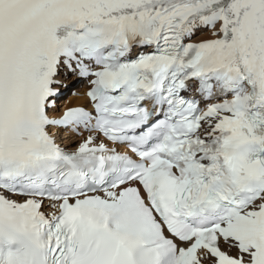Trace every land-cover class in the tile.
<instances>
[{
	"label": "snow or ice",
	"instance_id": "1",
	"mask_svg": "<svg viewBox=\"0 0 264 264\" xmlns=\"http://www.w3.org/2000/svg\"><path fill=\"white\" fill-rule=\"evenodd\" d=\"M0 264H264V0H0Z\"/></svg>",
	"mask_w": 264,
	"mask_h": 264
},
{
	"label": "bare ground",
	"instance_id": "2",
	"mask_svg": "<svg viewBox=\"0 0 264 264\" xmlns=\"http://www.w3.org/2000/svg\"><path fill=\"white\" fill-rule=\"evenodd\" d=\"M73 80L75 78H72ZM66 83H69V85L71 84V80L66 81ZM67 89H70L67 88ZM78 90L76 92L78 93H83L86 89V86L82 83L80 87L77 88ZM84 98L82 95H74V94H70L68 95L67 99H61L60 102L58 103L60 109L62 110L63 108L69 107L71 105H80L83 104ZM64 135H67L66 133H64Z\"/></svg>",
	"mask_w": 264,
	"mask_h": 264
},
{
	"label": "rangeland",
	"instance_id": "3",
	"mask_svg": "<svg viewBox=\"0 0 264 264\" xmlns=\"http://www.w3.org/2000/svg\"><path fill=\"white\" fill-rule=\"evenodd\" d=\"M80 86H81V84H78V85H76L75 87H72V88H71V91H72L71 93L76 92V91L78 90L77 88L80 87ZM75 89H76V90H75ZM77 93H78V92H77ZM65 99H66V98H65Z\"/></svg>",
	"mask_w": 264,
	"mask_h": 264
}]
</instances>
